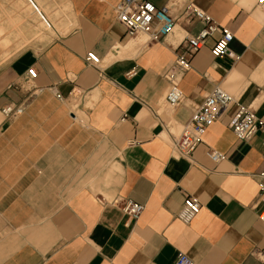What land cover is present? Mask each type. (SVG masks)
<instances>
[{
  "label": "crops",
  "instance_id": "obj_1",
  "mask_svg": "<svg viewBox=\"0 0 264 264\" xmlns=\"http://www.w3.org/2000/svg\"><path fill=\"white\" fill-rule=\"evenodd\" d=\"M41 1L60 12L53 35L35 33L27 0H0L9 42L0 55V264H173L179 251L193 264H264V131L241 140L229 127L239 107L264 123V5L151 0L168 3L176 23L149 41L116 20L120 0ZM191 6L231 32V55L213 56L218 34L207 38L180 75L182 101L170 104L164 73L186 34L202 27ZM30 67L36 77L27 82ZM215 85L233 102L179 156L173 141ZM5 105L23 109L6 117ZM187 194L200 208L183 223L176 213ZM126 199L143 204L136 219L122 213Z\"/></svg>",
  "mask_w": 264,
  "mask_h": 264
},
{
  "label": "built area",
  "instance_id": "obj_2",
  "mask_svg": "<svg viewBox=\"0 0 264 264\" xmlns=\"http://www.w3.org/2000/svg\"><path fill=\"white\" fill-rule=\"evenodd\" d=\"M172 3L173 0H166ZM156 5L151 0H120L114 6L115 18L120 22L128 36L144 34L149 41H156L172 32L175 27L176 19L170 12V5ZM257 6L264 5V0H256ZM191 14L198 19L202 27L197 34H186L183 38V49L178 52L165 71L164 77L168 82V91L166 99L170 104H177L182 101V94L178 87V82L182 72L189 68V59L194 52L201 48L207 38L212 37L217 32L210 46V52L215 57L231 55L228 44L232 40L231 32L220 26L204 11L191 6ZM87 61L93 65L99 63V58L92 52L85 55ZM35 73V75H33ZM36 72L33 68L26 70L25 81L34 80ZM41 88H33L34 94ZM60 97L59 94H56ZM233 102V97L224 91L220 86L215 85L204 97L200 105L192 111L189 120L183 125L180 133L173 141V149L179 156L189 157L194 148L203 142V134L206 128L226 110ZM22 106L5 105L1 112L6 117H13L22 112ZM229 127L233 134L241 140L250 139L253 134L261 129L264 131L262 123L248 107H239L232 116ZM264 143V138H262ZM206 155L213 161L218 162L222 154L213 148H208ZM258 195L262 202V208L259 211V219L264 222V169L258 172ZM122 213L128 218L136 219L143 210V204L126 199L119 206ZM200 203L192 195H185L176 217L183 223H188L199 211ZM173 264H193L192 259L185 253L179 251L176 253Z\"/></svg>",
  "mask_w": 264,
  "mask_h": 264
},
{
  "label": "rangeland",
  "instance_id": "obj_3",
  "mask_svg": "<svg viewBox=\"0 0 264 264\" xmlns=\"http://www.w3.org/2000/svg\"><path fill=\"white\" fill-rule=\"evenodd\" d=\"M27 1L30 2L29 9L32 10V13L34 12V14L38 15V21H37L38 23L35 27V33L45 31V32H48L47 34L53 35L55 31H60L61 15L56 6L54 5L48 6L44 1H41V0H27ZM3 3H4V0H3ZM33 21L34 19H26L22 21L23 23L22 30L23 31L26 30V32H30L29 28L25 29V27L29 26V23ZM16 29H19V27L14 28L13 30H16ZM7 36H9L8 33H6V37ZM20 36L22 39L21 45H23L29 39L30 34L24 33ZM1 37H2V40H0L1 42L0 50L2 51H0V55L1 57H4L7 54V51H3L4 50L3 48H7L9 46V42L7 40L5 41L4 39L5 33L0 35V39Z\"/></svg>",
  "mask_w": 264,
  "mask_h": 264
},
{
  "label": "snow or ice",
  "instance_id": "obj_4",
  "mask_svg": "<svg viewBox=\"0 0 264 264\" xmlns=\"http://www.w3.org/2000/svg\"><path fill=\"white\" fill-rule=\"evenodd\" d=\"M33 75H35V73H33Z\"/></svg>",
  "mask_w": 264,
  "mask_h": 264
}]
</instances>
